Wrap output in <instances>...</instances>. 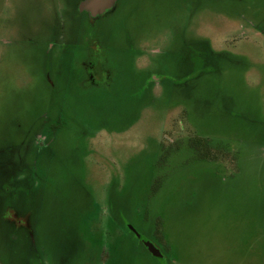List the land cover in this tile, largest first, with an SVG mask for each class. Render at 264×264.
Listing matches in <instances>:
<instances>
[{"label":"rangeland","instance_id":"1","mask_svg":"<svg viewBox=\"0 0 264 264\" xmlns=\"http://www.w3.org/2000/svg\"><path fill=\"white\" fill-rule=\"evenodd\" d=\"M76 1L0 0V264H264V0Z\"/></svg>","mask_w":264,"mask_h":264},{"label":"flooded vegetation","instance_id":"2","mask_svg":"<svg viewBox=\"0 0 264 264\" xmlns=\"http://www.w3.org/2000/svg\"><path fill=\"white\" fill-rule=\"evenodd\" d=\"M81 1L83 0L76 1L75 10L77 11V13L84 14L87 19L86 21L90 24L96 22L103 16L112 13L117 8L120 0H114L111 7L109 6V4L106 5L107 6L106 11L103 14L99 15L98 17H94V18L90 17L86 10L84 9L79 10L80 7L79 5ZM85 37H90L91 40H93V45L97 41L94 40L89 35H86ZM92 46L91 45L88 46L89 50L88 52H85L83 60L80 62L81 66L83 67V68L81 67L82 68L81 71L83 73V81H82L83 87L91 86V85L101 86L102 84L107 85L109 84V79L111 76V70H109L108 67L104 65V56L101 53H95L94 50L91 49ZM12 218L16 219L17 223L20 222V219L17 217H12Z\"/></svg>","mask_w":264,"mask_h":264},{"label":"water","instance_id":"3","mask_svg":"<svg viewBox=\"0 0 264 264\" xmlns=\"http://www.w3.org/2000/svg\"><path fill=\"white\" fill-rule=\"evenodd\" d=\"M114 0H83L80 2L79 10H86L90 17H98L99 15L103 14L106 11V8L112 6ZM143 245L145 246L146 250L156 258H161V253L156 249L152 243L149 241L140 238Z\"/></svg>","mask_w":264,"mask_h":264}]
</instances>
